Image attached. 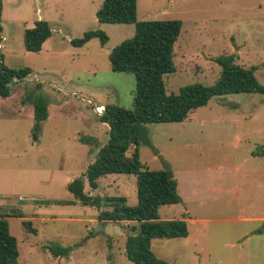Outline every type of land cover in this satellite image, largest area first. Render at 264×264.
Here are the masks:
<instances>
[{
    "label": "rangeland",
    "instance_id": "1",
    "mask_svg": "<svg viewBox=\"0 0 264 264\" xmlns=\"http://www.w3.org/2000/svg\"><path fill=\"white\" fill-rule=\"evenodd\" d=\"M101 1L0 0V63L30 71L0 98V215L15 238L16 264H131L123 250L136 223L99 220L110 207L80 205L65 189L82 178L88 195L136 204L133 175H104L95 190L83 178L108 140V126L98 118L102 107L129 109L134 84L131 75L111 72L107 60L133 36L134 25L97 22ZM135 15L136 21L181 23L175 71L162 77L165 94L194 83L211 86L222 55L253 67L264 87V0H136ZM38 20L50 36L38 52H27L22 33ZM87 31L104 33L106 42L70 45ZM37 98L46 119L33 140L31 101ZM145 128L152 148L138 147L139 163L152 171L168 168L180 199L160 206L157 215L183 218L187 232L152 240L151 253L167 264H264V94L215 96L179 123Z\"/></svg>",
    "mask_w": 264,
    "mask_h": 264
},
{
    "label": "trees",
    "instance_id": "2",
    "mask_svg": "<svg viewBox=\"0 0 264 264\" xmlns=\"http://www.w3.org/2000/svg\"><path fill=\"white\" fill-rule=\"evenodd\" d=\"M136 0H102L96 20L105 24H133L134 34L121 41L107 54L111 72L133 77L131 107L114 105L102 107L98 116L108 126V140L96 153L94 161L83 174L88 187L96 189L98 178L107 174H127L135 177L136 204L129 207L122 197L100 198L83 192L82 178L73 179L66 191L80 205L99 208L110 207L97 217L102 221L136 223L124 242V256L131 264H167L150 251L152 240L184 238L187 235L183 220H159L160 206L178 204L176 182L168 168L148 170L138 160L140 145L151 147L146 124L179 123L193 110L205 106L215 96L226 94H264L253 77V67L244 69L234 64L232 55L215 59L220 70L211 86L198 83L182 86L176 94H165L163 75L175 71L172 63L173 46L179 34L178 20L136 21ZM46 22L38 20L22 33V46L36 53L49 38ZM92 38L103 45L107 37L100 31H87L78 39L70 40L73 47H81ZM27 68L8 69L0 63V98L9 95V83L21 81L29 75ZM33 108L32 139H36L39 123L46 119V105L40 99L31 101ZM132 147L130 155L126 151ZM21 218L19 214L16 215ZM6 215H0V264H16L15 238L8 232ZM22 226L31 229L29 221Z\"/></svg>",
    "mask_w": 264,
    "mask_h": 264
},
{
    "label": "crops",
    "instance_id": "3",
    "mask_svg": "<svg viewBox=\"0 0 264 264\" xmlns=\"http://www.w3.org/2000/svg\"><path fill=\"white\" fill-rule=\"evenodd\" d=\"M252 183H257V182H252ZM183 214L188 215V213H187L186 211H183ZM158 218H159V217H158ZM159 220H160V218H159ZM180 220H183V221H184L183 218H181ZM185 238H186V237H185Z\"/></svg>",
    "mask_w": 264,
    "mask_h": 264
},
{
    "label": "built area",
    "instance_id": "4",
    "mask_svg": "<svg viewBox=\"0 0 264 264\" xmlns=\"http://www.w3.org/2000/svg\"><path fill=\"white\" fill-rule=\"evenodd\" d=\"M98 110V108L96 109V111ZM98 114V113H97Z\"/></svg>",
    "mask_w": 264,
    "mask_h": 264
}]
</instances>
